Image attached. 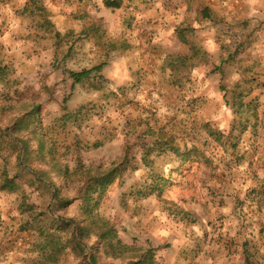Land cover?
I'll use <instances>...</instances> for the list:
<instances>
[{
    "label": "rangeland",
    "instance_id": "rangeland-1",
    "mask_svg": "<svg viewBox=\"0 0 264 264\" xmlns=\"http://www.w3.org/2000/svg\"><path fill=\"white\" fill-rule=\"evenodd\" d=\"M85 1L86 13L65 20L62 13L49 12L47 0H29L27 15L33 22L51 18L73 30L82 26L79 23L88 13H95L96 29L84 43L73 41L72 35L67 40V34H43L32 41L38 47L32 56L27 51L22 55L0 51V104L42 105L43 126L56 143L61 163L71 169L78 161L88 168L110 166L125 152L136 158L135 169L108 192L101 213L126 244L156 249L158 264H244L247 258L252 264H264L259 119L249 96L237 92L231 96V89L257 79L249 77L239 84L237 77L198 80L176 74L174 79L161 73L155 49H129L118 40L142 33L139 20L155 0H124L117 12L105 10L103 0ZM198 1V12L205 19V4ZM223 1V7L233 5L216 24L264 31V0ZM83 29L80 32L86 34ZM101 65L106 66L101 74H93L73 90L68 72ZM66 97L64 113L59 103ZM164 141L172 150L161 156L151 144ZM155 176L169 186L160 195L141 199L138 192ZM73 195L71 191L69 197ZM24 199L40 211L51 204L48 194L15 180L0 158V264L43 261L35 250L38 237L20 232L29 220L20 210ZM79 206H72L67 217L77 218ZM61 264L78 262L67 255Z\"/></svg>",
    "mask_w": 264,
    "mask_h": 264
},
{
    "label": "trees",
    "instance_id": "trees-1",
    "mask_svg": "<svg viewBox=\"0 0 264 264\" xmlns=\"http://www.w3.org/2000/svg\"><path fill=\"white\" fill-rule=\"evenodd\" d=\"M102 4L112 12L124 7L123 0H103ZM105 67L68 72L73 90L93 74H101ZM222 67L216 68L214 78L223 80ZM68 102L66 97L59 103L64 113ZM43 113V106L36 102H20L16 106L0 104V158L15 180L25 181L31 189L42 190L51 200L42 211L28 205L26 199L20 206L21 213L29 215L20 232L38 237L35 250L43 259L41 264H61L67 255H72L78 264H158L156 249L126 244L114 223L101 213L108 192L135 169L136 158L125 152L122 159L110 166L88 168L78 161L71 169L61 163L56 143L43 126ZM163 143L151 144L160 150L161 156L172 150L166 141ZM168 186L166 180L155 176L138 196L147 199L160 195ZM77 203L80 204L78 217H67V211ZM245 264L252 263L247 258Z\"/></svg>",
    "mask_w": 264,
    "mask_h": 264
},
{
    "label": "crops",
    "instance_id": "crops-1",
    "mask_svg": "<svg viewBox=\"0 0 264 264\" xmlns=\"http://www.w3.org/2000/svg\"><path fill=\"white\" fill-rule=\"evenodd\" d=\"M47 1L50 4L49 12L52 15L62 13L65 20H74L86 13L85 0ZM81 1L82 5H80ZM129 1L138 0H127ZM196 1L195 4L194 0H155V3L149 5L150 11L147 12L149 14H143L139 20L143 24L142 33L138 32L131 38L120 37L118 40L121 39L120 43H123L121 45L129 49L140 48L138 50L142 52H147L149 48L155 49L157 63L159 68L163 69L161 73L170 74L174 79L177 78L176 74L182 75L181 77L188 74L194 75L198 80L204 77L214 79L217 75L216 68L222 65L221 73H219L226 79L237 77V84L249 77L257 79V83L253 81V83H241L236 89H231V96L233 92H237L239 96H249L250 102L253 101L252 105L257 110L255 114L259 119L261 130L258 141L261 151L259 159L264 161V31L231 30L224 25L216 24L223 20L225 12L229 11L230 5H233L227 3L223 7V0H203L202 4H205L203 11H206V17L203 19L197 7L200 2ZM30 7L29 0H0V51L2 53L18 51L22 55V51H27L32 56L38 50L32 41L39 36H44L43 34L51 33L52 37H56L59 33L67 34V40L68 36L72 35L73 41L78 40L84 43L85 38L94 34L93 31L95 32V13H88L85 23H79L82 25L80 28L75 26L73 30H65L66 27L57 25V22L51 18L33 22L27 15ZM81 28H84L83 32L86 34L80 32ZM186 34H189V37ZM146 40H149L147 47ZM113 41L111 43L118 51V44ZM148 61L149 58L147 62L143 61L145 68L150 62ZM146 70L151 76V68L147 66ZM202 76L204 77L198 78ZM262 222L264 223L263 220ZM261 242L264 246V238H261ZM261 252L264 257V247Z\"/></svg>",
    "mask_w": 264,
    "mask_h": 264
}]
</instances>
